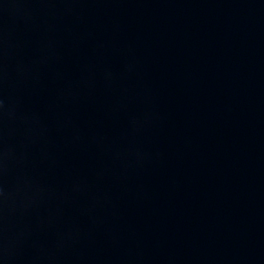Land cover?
Here are the masks:
<instances>
[{
	"label": "water",
	"instance_id": "1",
	"mask_svg": "<svg viewBox=\"0 0 264 264\" xmlns=\"http://www.w3.org/2000/svg\"><path fill=\"white\" fill-rule=\"evenodd\" d=\"M0 264H264V0H0Z\"/></svg>",
	"mask_w": 264,
	"mask_h": 264
}]
</instances>
